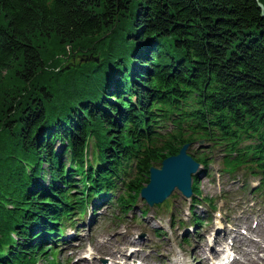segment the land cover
<instances>
[{
    "label": "trees",
    "instance_id": "16d2710c",
    "mask_svg": "<svg viewBox=\"0 0 264 264\" xmlns=\"http://www.w3.org/2000/svg\"><path fill=\"white\" fill-rule=\"evenodd\" d=\"M185 142L264 189L256 0H0V264H62L76 213L108 196L122 218Z\"/></svg>",
    "mask_w": 264,
    "mask_h": 264
},
{
    "label": "rangeland",
    "instance_id": "374dc122",
    "mask_svg": "<svg viewBox=\"0 0 264 264\" xmlns=\"http://www.w3.org/2000/svg\"><path fill=\"white\" fill-rule=\"evenodd\" d=\"M74 58L72 56L69 60ZM56 144L58 145L57 142ZM197 146L194 145L195 148ZM218 161L213 162L212 176L199 174L201 194L216 198V212L212 214L205 203L197 205L195 210L203 217L210 214L212 221L205 220L194 234H191L189 229L187 242L182 239L184 229L177 221L179 219L188 221L190 218L188 198L175 189L167 198L166 204L159 207L148 205L147 215L144 217L139 215V208L144 201L140 198L134 209L127 212L122 220L113 215V212H116L115 208H102L90 227L87 226L86 219L73 241L57 246V259L63 264H78L81 260L84 264H102L100 258L110 261V256L118 257L124 254L137 264H172L173 259L179 254L189 259L188 264H205L207 259L202 261V258L204 260L202 250L206 245V249H209L208 241H212L213 231L220 225L223 227L218 230L220 236L226 238L224 247H230L234 242L233 250L238 258L235 264H264V252L259 248V245L261 247L264 245V193L255 196L249 189L242 193L240 179L238 181L219 179V175L216 174ZM249 183L253 184L256 181L250 177ZM171 214L175 216L174 225L171 222ZM158 227L162 228L160 235L155 232V228ZM212 247L220 250L223 246L214 243ZM84 254H89L90 258L85 259ZM38 262L45 264L42 260Z\"/></svg>",
    "mask_w": 264,
    "mask_h": 264
},
{
    "label": "water",
    "instance_id": "95a60500",
    "mask_svg": "<svg viewBox=\"0 0 264 264\" xmlns=\"http://www.w3.org/2000/svg\"><path fill=\"white\" fill-rule=\"evenodd\" d=\"M264 16V5L256 0ZM98 60V57H95ZM190 143H184L177 154L168 155L162 159L160 166H151L149 169V181L142 186L139 192L140 198L149 205L164 201L174 189H178L185 196L192 193V177L200 168L199 162L187 153Z\"/></svg>",
    "mask_w": 264,
    "mask_h": 264
},
{
    "label": "bare ground",
    "instance_id": "6f19581e",
    "mask_svg": "<svg viewBox=\"0 0 264 264\" xmlns=\"http://www.w3.org/2000/svg\"><path fill=\"white\" fill-rule=\"evenodd\" d=\"M264 252V251H263ZM214 253V252H213ZM230 252H227V253H224V255L222 256V260H224L225 258H228L229 256H230V254H229ZM215 254V253H214ZM110 255H112V253L110 254ZM85 256H87V257H89V255H85ZM113 260H116L117 259V256L115 255V256H110ZM253 258H255V257H253ZM252 258V259H253ZM107 263H109V262H107ZM78 264H84L83 262H82V260L78 263ZM175 264H187V259L184 257H182V256H178V258H176V261H175Z\"/></svg>",
    "mask_w": 264,
    "mask_h": 264
}]
</instances>
